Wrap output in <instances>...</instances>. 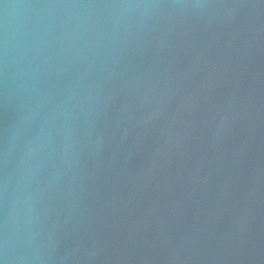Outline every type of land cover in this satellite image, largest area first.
Segmentation results:
<instances>
[{
	"label": "water",
	"instance_id": "water-1",
	"mask_svg": "<svg viewBox=\"0 0 264 264\" xmlns=\"http://www.w3.org/2000/svg\"><path fill=\"white\" fill-rule=\"evenodd\" d=\"M0 264H264V0H0Z\"/></svg>",
	"mask_w": 264,
	"mask_h": 264
}]
</instances>
